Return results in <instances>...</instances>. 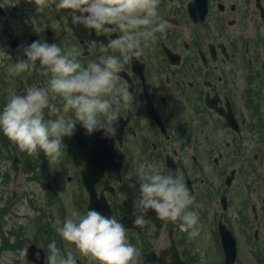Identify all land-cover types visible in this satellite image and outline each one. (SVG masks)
<instances>
[{"label": "flooded vegetation", "instance_id": "obj_1", "mask_svg": "<svg viewBox=\"0 0 264 264\" xmlns=\"http://www.w3.org/2000/svg\"><path fill=\"white\" fill-rule=\"evenodd\" d=\"M38 4L21 14L30 43L85 49L79 58L87 64L97 55L93 40L111 39L73 25L71 10L57 11L51 0ZM159 18L165 29L119 73L133 99L117 105L116 121L91 135L77 123L80 165L66 179L79 182L84 212L90 196L82 182L95 180L92 207L124 224L147 264H226L222 242L229 252L233 242V264H264V0H161ZM9 43L18 49L22 41ZM28 74L47 86L48 77ZM52 101L61 111L62 101ZM144 167L183 179L199 213L198 235L152 210L145 224H134L136 174Z\"/></svg>", "mask_w": 264, "mask_h": 264}, {"label": "clouds", "instance_id": "obj_2", "mask_svg": "<svg viewBox=\"0 0 264 264\" xmlns=\"http://www.w3.org/2000/svg\"><path fill=\"white\" fill-rule=\"evenodd\" d=\"M49 0H43L44 6ZM57 11L71 10L73 25H83L96 37L97 55L84 64L85 49L64 50L58 43L35 40L23 48L25 58L8 69L10 75L35 70L48 77L47 86H32L24 94H12L0 107V134L21 152L52 160L65 154L63 138L71 136L79 123L91 135L104 122L119 117L117 105L133 99L127 86L119 83L125 63L144 55L146 43L165 29L159 18L161 0H51ZM116 34L115 38H112ZM111 49V51H109ZM39 62V64H37ZM62 101L64 113L55 112L51 100ZM132 108L128 105L127 110ZM46 110H48L46 112ZM139 197L135 201L136 226L145 224L149 210L160 221L179 222L190 236L199 234V213L191 210L193 197L183 179L168 169L144 167L137 174ZM153 230L155 225L153 224ZM56 231L68 247L64 252L52 240L47 245V264H77L80 256L94 264H145V257L128 237V229L115 216H105L94 208L83 213L73 210Z\"/></svg>", "mask_w": 264, "mask_h": 264}, {"label": "rangeland", "instance_id": "obj_3", "mask_svg": "<svg viewBox=\"0 0 264 264\" xmlns=\"http://www.w3.org/2000/svg\"><path fill=\"white\" fill-rule=\"evenodd\" d=\"M38 2L43 3V0H0V8L4 13L0 15V107L7 102L10 95L35 85L28 72L18 75V78L16 75H10L8 69L18 59L25 58L23 48L30 42L23 26L28 22L22 21L21 14L27 13L28 7H41ZM5 15L8 17H3ZM39 21L41 26L46 24L44 21L48 22ZM10 39H20L21 47L13 49L9 43ZM51 104L54 106L53 101ZM55 113L56 118L60 116L72 118L71 113H64L63 107L61 111L58 109L57 112L51 113L49 118ZM79 127L76 124L73 134L63 138V143L66 145L65 154H62L58 160L47 158L42 152L38 156L21 152L12 142L4 145L3 136L0 134V209H5V213L2 214V229L9 242L18 241L14 234L18 233L22 245L35 241L47 246L55 240L59 248L66 247V242L61 239L56 229L73 210L84 212L81 208L82 202L80 203L83 192L79 182L74 178L66 179V176L71 175L78 164L80 165L83 132ZM9 155L17 159L16 164ZM26 162L32 168L31 172L24 171ZM33 175L35 180L32 178ZM40 176L49 185L47 189L52 191L51 201L48 191L42 184L43 179L40 183L36 182ZM42 211L46 215L38 219L37 216H40ZM47 220L51 222L48 223ZM41 226L52 227L53 236L56 234L54 238L49 237V231L42 232ZM22 245L3 249V239L0 237V264H31L24 259ZM81 259L82 257H79L78 261ZM84 260V264H94L90 258Z\"/></svg>", "mask_w": 264, "mask_h": 264}, {"label": "water", "instance_id": "obj_4", "mask_svg": "<svg viewBox=\"0 0 264 264\" xmlns=\"http://www.w3.org/2000/svg\"><path fill=\"white\" fill-rule=\"evenodd\" d=\"M84 171H85V169L82 170V172H84ZM83 182L86 185V187L88 188V190L91 193H93V184H94L95 180H92V181H86V180H84ZM25 252H26V259L27 260H33V261L36 262L38 255H40L42 257L41 251L39 249H37L34 244H31L30 246H28V248L25 249ZM41 262H42V260H41Z\"/></svg>", "mask_w": 264, "mask_h": 264}, {"label": "trees", "instance_id": "obj_5", "mask_svg": "<svg viewBox=\"0 0 264 264\" xmlns=\"http://www.w3.org/2000/svg\"><path fill=\"white\" fill-rule=\"evenodd\" d=\"M2 214H3V212H0V219L2 218ZM2 226H3V224H2V222L0 221V237L3 239V241L6 243V244H3V246L6 248V247H8L9 245L10 246H12V247H16V246H18V241H16L15 243H8V239L4 236V233H5V231L2 229ZM16 236H17V234L16 233H14ZM17 240H18V236H17Z\"/></svg>", "mask_w": 264, "mask_h": 264}]
</instances>
